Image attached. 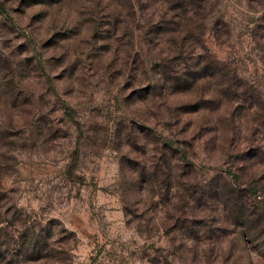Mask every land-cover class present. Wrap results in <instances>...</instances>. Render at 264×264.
<instances>
[{"label":"rangeland","instance_id":"374dc122","mask_svg":"<svg viewBox=\"0 0 264 264\" xmlns=\"http://www.w3.org/2000/svg\"><path fill=\"white\" fill-rule=\"evenodd\" d=\"M0 264H264V0H0Z\"/></svg>","mask_w":264,"mask_h":264}]
</instances>
